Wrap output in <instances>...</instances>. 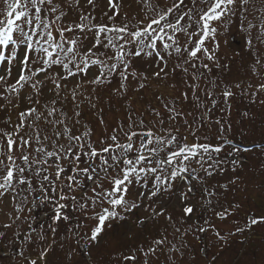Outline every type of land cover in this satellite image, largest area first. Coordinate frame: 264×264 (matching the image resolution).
<instances>
[{
  "label": "rangeland",
  "instance_id": "obj_1",
  "mask_svg": "<svg viewBox=\"0 0 264 264\" xmlns=\"http://www.w3.org/2000/svg\"><path fill=\"white\" fill-rule=\"evenodd\" d=\"M176 3L179 0H111V3L110 0H51L50 4L39 5L40 19L49 25L56 42H61L59 31L70 28L71 31H64V36L78 42L80 55L71 63L63 58L68 65L65 68L59 63H42L40 58L44 54L33 51L29 53L25 70L22 64L25 47L21 45L11 64L0 63V77L5 78L0 81V160L9 163V136L16 144L21 138L30 141L24 148L14 145L10 153L20 165L22 155H28L30 160L38 159L40 154L36 149L41 146L46 151L63 152L59 145L66 148L69 136H80V141L72 143L85 145L76 152L83 168L89 161L84 155L86 150L100 151L114 143L112 136L117 138L116 143L127 144V136L132 133L138 134L133 136V150L123 155L133 160L138 155L149 159L136 165L137 173L130 175L122 186L126 192L118 194L124 196L125 202L117 206L110 203L114 197L106 194L112 189L113 178L121 176L128 165L111 160L109 153L91 161L99 179L80 176L79 186H73L72 190L67 187V176L73 174L74 157L59 161L65 169L59 181L55 180V166L33 165V169L42 171L35 175L29 169L26 176L31 185L15 184L14 190H2L0 264L33 261L35 264H238L240 253L251 242L243 238L251 230L258 235L264 233V0L247 3L236 0L224 16L211 22L216 31L204 40L207 53L202 50L195 59L183 50L177 53L175 48H191L197 37L186 43V33H173L168 28L165 32L173 35L176 43L165 50L157 42V52L163 60L149 48L136 56V46L127 45L126 63L122 64L110 59L119 50L106 45L110 37L123 34L97 31L99 26L109 29L126 26L129 32H134L160 15L167 13L168 19L175 21L184 12H190L192 18L186 16L182 26L188 31H199L195 22L199 11L206 6L201 0H184L169 13ZM29 12L32 19L31 5ZM0 21L6 23L4 0H0ZM80 24L85 26L83 31L77 27ZM24 27L25 31H32V25ZM37 31L39 35L33 34V40L38 39L47 47L44 30ZM89 49L94 55L84 65L81 61ZM5 55L10 56L11 49L5 50ZM97 59L107 66L91 63ZM77 64L85 70L80 71ZM113 64L116 67L109 71ZM22 71L30 79L21 86L17 81ZM101 71L106 75L94 83ZM225 92L231 95L225 96ZM50 112L53 114L49 115ZM11 115L15 121L10 119ZM148 131L154 134L153 143L141 147V140L146 143L147 138L139 134ZM157 138L167 143L158 144ZM193 144H206L209 151L198 149L199 154L191 160L181 157L171 165L157 166V161L172 151ZM151 148H157L158 153H149ZM216 148L220 151H214ZM120 154V149L111 153ZM237 157L241 160H236ZM216 158L239 166L225 168L221 178L215 173L212 182L226 183L240 176L256 178L259 222L252 225L251 214H246L235 216L234 221L228 216L216 225L222 234L236 231L241 235L240 253L234 261L228 251L224 252L226 237L220 239L217 249H214L216 241L212 243L206 238L209 210L195 202L196 191L201 190L202 184L194 173L182 170L187 162ZM103 159H108L111 165L107 171L103 170ZM141 167L145 171H139ZM151 168L156 171H148ZM173 172H176L174 178ZM234 174L237 176L233 178ZM3 175L0 171V176ZM43 175L53 180L55 190L42 180ZM157 177L161 179L158 181ZM61 194L68 199L60 200ZM59 204L66 207L58 209ZM186 206L193 208L190 215L184 212ZM104 209H108L109 215L102 230L92 239ZM57 211L60 219L55 218ZM218 215L222 217L225 213ZM209 251H215V260L208 257ZM253 254V258H262L259 262L264 264V238L255 244ZM249 255L240 262L249 261Z\"/></svg>",
  "mask_w": 264,
  "mask_h": 264
},
{
  "label": "snow or ice",
  "instance_id": "obj_2",
  "mask_svg": "<svg viewBox=\"0 0 264 264\" xmlns=\"http://www.w3.org/2000/svg\"><path fill=\"white\" fill-rule=\"evenodd\" d=\"M6 5V23L3 21H0V63H3L7 61L9 64L12 63L13 60H15V53L19 49L21 45L25 47V56L22 61V64L25 66V70H27V66L29 64V53L33 51L41 52L44 55L40 58L42 63L44 64H63L65 68H67V64L64 63L63 58H67L68 62L71 63L75 60V58L80 55L78 52V42L75 39H68L64 36V31H71V29H65L64 31H59V39L61 42H56V38L53 36L49 25L44 23L43 20L40 19V14L42 12V9L39 7L40 4L44 3H51V0H14L13 3H9L8 0H4ZM91 2V0H90ZM184 0H179V3H176L173 5V8L169 9L168 12L171 13L178 9L182 4ZM201 2L206 6L204 9H201L199 11V19L195 22L198 26L199 31H188L187 28L183 27L181 24V21L185 19L187 16L189 20H191V14L190 12H184L180 15H177L175 18V21H171L168 19V14L160 15L158 19H153L149 24H147L143 29H138L134 32H129L127 27H120V28H107L106 26H99L97 29L98 33H105V32H116L121 33L123 35H118L115 37H110L108 39V45L114 48H117L118 54L114 55L113 57H110V59L118 60L120 63L125 64L126 63V46L127 45H135L136 51L134 52V55L139 56L141 55V52L144 48L152 49L154 52H156L157 55L160 56V58L163 60L164 57L157 52L158 47V41L161 42L163 48L165 50L171 48L173 44L176 43V39L173 35H168L165 30L168 28H171L173 33L178 32H184L187 34V40L186 43H192V37L196 36L197 39L194 44H192L191 48L187 47H176L175 51L177 53H180L182 50L184 52H187L188 56L192 59L197 58V54L201 52L202 50L207 53V49L203 48L204 40L207 36L214 34L216 29L211 27V22L214 20H219L222 16H224L228 11L231 5H233L236 0H201ZM245 3L248 2V0H244ZM111 3V0H110ZM29 5H31V8L34 9V12L31 13L32 19H29ZM115 6V5H114ZM51 11H55V8H52ZM82 19H84L82 17ZM39 21V23H37ZM164 21L163 24L161 22ZM24 25H32V31L28 32L25 31ZM156 26V27H154ZM78 28H80L81 31L84 30V25L80 24L77 25ZM191 27V25H189ZM42 28L44 30V33L46 34V38H44V43L48 46L45 47L44 44L40 43V40H33V34L39 35L38 29ZM43 38V37H42ZM167 41H172V43H167ZM119 41H123V43H119ZM65 44L69 45L68 47H65ZM38 46V47H37ZM11 49V55L6 56L5 50ZM70 54V55H69ZM94 55L92 49H89L86 54H84L81 63L84 65H87L90 61V58ZM209 59H212V56L208 57ZM91 63H97L101 64L103 66H107L106 62L100 61V60H91ZM116 67L115 64L108 67V70L111 71ZM193 67L195 65L193 64ZM207 67V65H205ZM77 68L80 71H84L85 68L81 67L80 64H77ZM41 71H44V68H41ZM105 72L101 71L100 75L97 77L94 83H99L101 80V77L105 76ZM30 79V77L25 76L24 71L21 72V75L19 77V80L17 81V84L22 86L23 82H27V80ZM4 77H0V81H4ZM59 86V85H57ZM13 90H15V85L11 86ZM264 87V86H262ZM225 96L231 95L230 92H225ZM35 111L30 110L28 115H31V113ZM54 111V110H53ZM53 112H50L49 115H52ZM23 115V114H22ZM79 115V113H77ZM23 123V122H22ZM63 123V121H61ZM66 131L70 132L69 129H66ZM7 136L8 134L5 133ZM57 137L59 136V133L56 134ZM87 135V133H85ZM138 135L137 133H132L127 136L128 143L127 144H119L116 143L117 138L115 136H112L110 139L114 142L113 144H109L105 147H103L100 151H97L94 148H89L84 152V155H86L89 158V161L87 162L86 166L81 168L79 165L82 162L81 157L76 154L78 149H84L85 145L81 144H73V141H80V136H69V144L65 148L63 145H59L58 147L63 149V152L60 151H46L43 146L36 149V152L39 155V158H33L32 160L29 159L28 155H22L21 159L23 161V164H16L15 158L10 155V153L13 150V146L16 145L17 148H24L30 145L29 140H24L21 138V142L19 144H16V142L11 139V137H8V155L7 160L9 163H5L4 160H0V171L4 172L3 176H0V196L4 194L2 190H14L15 184H28L31 185V181L26 176V172L29 169H33V165H42L47 167H53L55 166L56 172H55V180L59 181L62 179V174L65 172V169L61 166L59 161L65 160V159H71L72 160V175L67 176L68 184L67 187L69 190L73 189V186H79L80 182V176H84L86 179L89 180H95L99 179V177L96 175V168L92 164V160L95 158H100L103 153H109L110 159L113 161H116L117 163H123L128 165V168L125 170H122V175L113 178L112 180V189L110 192H108L106 195L108 197H114L110 199V203L113 206L122 205L124 204V196L118 195L119 193L126 192V187H122L125 185V183L128 181L130 175L137 173V167L136 165L138 163H143L145 160L149 159L148 156L145 155H138L136 157V160L127 158V156L123 155V153H128L133 150V136ZM142 137L147 138V142L142 139L141 140V147H147V144L153 143V137L154 134L151 131L139 134ZM47 139V137H45ZM172 140L175 141V137H172ZM37 142L39 143V135L37 136ZM156 143L165 145L167 142L161 139H156ZM117 149L121 150L120 155H111V153L115 152ZM198 149H202L203 152L209 151L208 145H197L193 144L191 146H185V147H179L178 150L172 151L171 155H167L163 160L157 161V166L161 167L164 164L171 165L175 160L180 159L181 157L184 160H191L195 158L199 153ZM149 153H158L157 148H151L148 149ZM214 151L219 152L220 149L216 148ZM102 164L104 166L103 170L107 171L108 167H111L108 163V159H103ZM43 170H46L43 169ZM183 171L187 172V166H185ZM35 175H40L42 169L41 168H34L33 169ZM139 171H145L143 167L139 169ZM148 171H156V168L148 169ZM176 176V172H173L171 174V177L174 178ZM161 178L157 177V180L159 181ZM42 180L48 182V184L55 190V184L52 179L48 175H43ZM166 182V181H165ZM191 190V189H190ZM47 198V196L45 197ZM60 200L68 199L67 196L61 194L59 196ZM71 199L75 202V197H71ZM95 203V201H94ZM66 207L64 204H59L58 209H63ZM184 212L186 215H190L193 212L192 207H185ZM109 215L108 209H104L103 214H99V221L97 228L94 230V234L91 237L92 239L96 238V235L99 234V232L102 230L103 223L105 219H107ZM111 215H115V213H111ZM56 219H60V212L57 211L56 213ZM255 218L252 220L253 224L258 223ZM203 231V229H201ZM159 243V241H158ZM32 264H35V261L32 262Z\"/></svg>",
  "mask_w": 264,
  "mask_h": 264
},
{
  "label": "trees",
  "instance_id": "obj_3",
  "mask_svg": "<svg viewBox=\"0 0 264 264\" xmlns=\"http://www.w3.org/2000/svg\"><path fill=\"white\" fill-rule=\"evenodd\" d=\"M116 114V113H115ZM18 118V116H17ZM16 118V119H17ZM12 121L13 115L10 116ZM206 161H198L197 163L194 162H187L183 164V166H187L189 172L194 173L202 184V188L199 191H196L195 194V202L197 205H201L204 207L206 205V210H209V214L206 217L205 223V236L209 240V242L214 243V249H217L221 243L219 242L222 237H226V242H224V252L231 254L232 259L234 261L236 256L240 253V246L241 242L239 243L238 239H240V234L236 231L229 232V233H220L219 229L217 228V224L223 221L224 218L232 220L235 216H246V214H251L252 220L255 218L257 221L260 220L259 217V201L258 196L255 194L257 185L254 183L255 177L250 178H238V180L233 179L232 181L226 183H220L221 180H216L212 182V179L216 173L218 177H222V173L225 168L232 166L236 167L239 166L236 163L229 165L231 163L218 161V158L215 160L212 159H205ZM231 167V168H232ZM237 168L233 171H236ZM29 171V170H28ZM27 171V172H28ZM26 172V173H27ZM237 174H234L233 178L236 177ZM219 178V179H220ZM57 201V200H55ZM253 207V209L250 208ZM256 209V210H255ZM225 213L222 217H219L218 214ZM225 219V220H228ZM234 221V219H233ZM203 225V221L201 222ZM252 225H255L252 223ZM264 238V233L258 235L254 231L251 230V233L246 235L243 239H250L249 242L241 253L237 261L239 260L238 264H261L259 262V256L253 258L255 256L253 254V248L255 247L256 243H260L261 240ZM245 246V247H246ZM222 247V249H223ZM7 252V251H2ZM9 253V252H7ZM251 253V256L249 255ZM10 254V253H9ZM208 257L211 260H215V251H209L207 253ZM250 256L249 261L240 262L242 258L245 256ZM12 257V255H10Z\"/></svg>",
  "mask_w": 264,
  "mask_h": 264
}]
</instances>
